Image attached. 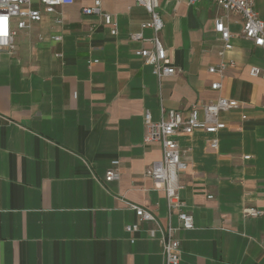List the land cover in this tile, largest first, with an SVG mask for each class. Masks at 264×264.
Returning a JSON list of instances; mask_svg holds the SVG:
<instances>
[{"label": "crops", "instance_id": "crops-1", "mask_svg": "<svg viewBox=\"0 0 264 264\" xmlns=\"http://www.w3.org/2000/svg\"><path fill=\"white\" fill-rule=\"evenodd\" d=\"M91 3L61 7L60 24L47 15L16 30L13 52L0 51V264H163L152 223L125 230L137 221L129 203L166 224L164 192L145 175L161 147L143 142V113L156 120L161 106L185 111L219 96L239 102L220 113L224 129L175 135L187 163L180 196L194 222L177 233L179 264H264V215L242 214L264 210V79L248 72L264 68V54L241 36L240 14L227 18L233 47L221 57L219 6L158 0L159 37L176 69L158 81L134 54L148 43L129 39L146 10L101 0L118 23L111 35L81 12ZM254 9L264 21V0ZM221 61L234 65L222 76L208 71ZM113 159L119 178L105 181Z\"/></svg>", "mask_w": 264, "mask_h": 264}, {"label": "built area", "instance_id": "built-area-1", "mask_svg": "<svg viewBox=\"0 0 264 264\" xmlns=\"http://www.w3.org/2000/svg\"><path fill=\"white\" fill-rule=\"evenodd\" d=\"M197 0H189L194 2ZM223 10V14L216 19L215 29L222 40V47L218 51L223 56L225 51L232 49L230 41L232 33L227 24V18L231 13H238L242 19L241 36L258 48L264 54V21L254 9V0H210ZM74 0H0V51L11 53L14 50V35L16 30L28 29L33 23L40 22L45 16L52 15L53 22L62 23L63 15L61 7L71 5ZM135 3L143 7L149 15V19L140 23L139 29L130 33L129 39L134 42H146L149 46H141L134 50V54L141 57L145 64L151 66L152 73L158 81L163 77L171 76L176 69L170 62L167 49L163 45L159 32L163 22L158 13V0H135ZM81 12L85 15H95L100 18L102 25L108 27L111 35L117 34L118 23L113 15L102 9L101 0H92L88 6H84ZM145 29H151L152 35L146 37ZM60 40L61 35L52 36ZM232 61H221L216 66H210L211 73H222L226 67L233 66ZM249 75L264 79V68L252 65L249 67ZM212 90L221 88L220 81L211 83ZM239 106V102L224 96H219L213 101L195 102L185 111L177 109H165L160 107L159 118L154 120L150 111L143 113L144 135L143 142L146 144L158 143L161 147V157L145 169V175L150 177L158 189L164 192L166 199V224H162L156 215L141 206L129 203L133 209L137 221L125 226V230L133 233L139 229L140 222L152 223L148 230L157 240L163 264H179L181 250L177 233L180 230H190L194 227L193 216L185 208V203L180 196L182 184L180 173L187 169V163L183 159V150L175 139L178 133H191L202 130L206 133L216 134L225 128L226 124L219 118L221 112ZM245 116L242 115V118ZM211 148L217 147V139L209 142ZM243 158L248 159L249 155ZM119 161L113 159L104 174L105 181L119 178ZM244 217H257L264 215V210L256 207H245L242 211ZM175 217L177 223L172 222ZM134 238H131L133 241Z\"/></svg>", "mask_w": 264, "mask_h": 264}]
</instances>
